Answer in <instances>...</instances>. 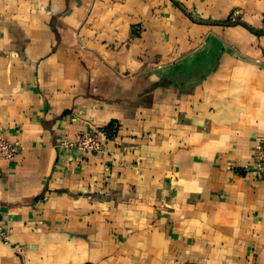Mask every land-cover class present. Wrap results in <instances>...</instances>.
Segmentation results:
<instances>
[{
    "label": "crops",
    "instance_id": "0c3cea01",
    "mask_svg": "<svg viewBox=\"0 0 264 264\" xmlns=\"http://www.w3.org/2000/svg\"><path fill=\"white\" fill-rule=\"evenodd\" d=\"M0 131V264H264V0H0Z\"/></svg>",
    "mask_w": 264,
    "mask_h": 264
},
{
    "label": "built area",
    "instance_id": "2783aa9c",
    "mask_svg": "<svg viewBox=\"0 0 264 264\" xmlns=\"http://www.w3.org/2000/svg\"><path fill=\"white\" fill-rule=\"evenodd\" d=\"M237 13L232 14V19L236 20ZM137 33H141V28H134ZM119 126L115 124L111 129L107 127H95L78 131L72 138H65L61 142L64 149H76L82 155H101L105 151L106 144L117 135ZM20 151L18 142L7 138L0 131V159L8 162L15 161ZM256 179L264 175V140L260 141L255 149L254 159L250 168ZM0 241L5 245H12L8 231L0 218ZM18 248L17 245L14 246Z\"/></svg>",
    "mask_w": 264,
    "mask_h": 264
},
{
    "label": "trees",
    "instance_id": "16d2710c",
    "mask_svg": "<svg viewBox=\"0 0 264 264\" xmlns=\"http://www.w3.org/2000/svg\"><path fill=\"white\" fill-rule=\"evenodd\" d=\"M114 125H115L114 123H111L107 128L111 129Z\"/></svg>",
    "mask_w": 264,
    "mask_h": 264
},
{
    "label": "rangeland",
    "instance_id": "374dc122",
    "mask_svg": "<svg viewBox=\"0 0 264 264\" xmlns=\"http://www.w3.org/2000/svg\"><path fill=\"white\" fill-rule=\"evenodd\" d=\"M229 21H230L231 23H235V22H236V20H233L232 18H230ZM91 83H92V82H91Z\"/></svg>",
    "mask_w": 264,
    "mask_h": 264
}]
</instances>
